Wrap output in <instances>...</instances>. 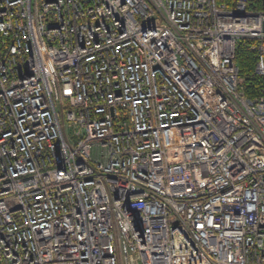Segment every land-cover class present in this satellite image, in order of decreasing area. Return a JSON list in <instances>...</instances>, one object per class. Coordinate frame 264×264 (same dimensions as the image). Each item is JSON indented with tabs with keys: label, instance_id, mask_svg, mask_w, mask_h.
<instances>
[{
	"label": "built area",
	"instance_id": "obj_1",
	"mask_svg": "<svg viewBox=\"0 0 264 264\" xmlns=\"http://www.w3.org/2000/svg\"><path fill=\"white\" fill-rule=\"evenodd\" d=\"M253 0H0V264H264Z\"/></svg>",
	"mask_w": 264,
	"mask_h": 264
},
{
	"label": "trees",
	"instance_id": "obj_2",
	"mask_svg": "<svg viewBox=\"0 0 264 264\" xmlns=\"http://www.w3.org/2000/svg\"><path fill=\"white\" fill-rule=\"evenodd\" d=\"M232 0H226L231 3ZM250 7L264 8V0H253ZM1 41V36H0ZM235 63L239 69L240 75L244 78L243 91L249 97L259 94L264 79L254 72L256 57L254 52L250 51L242 42L238 43L235 49Z\"/></svg>",
	"mask_w": 264,
	"mask_h": 264
},
{
	"label": "water",
	"instance_id": "obj_3",
	"mask_svg": "<svg viewBox=\"0 0 264 264\" xmlns=\"http://www.w3.org/2000/svg\"><path fill=\"white\" fill-rule=\"evenodd\" d=\"M262 28H263V30H264V21H263V23H262Z\"/></svg>",
	"mask_w": 264,
	"mask_h": 264
}]
</instances>
